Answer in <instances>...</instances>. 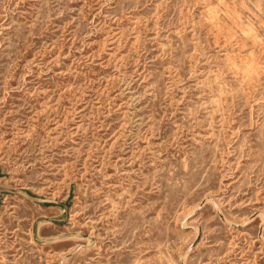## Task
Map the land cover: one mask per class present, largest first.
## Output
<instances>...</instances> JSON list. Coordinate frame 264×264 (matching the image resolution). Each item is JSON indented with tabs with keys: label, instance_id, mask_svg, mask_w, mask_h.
Masks as SVG:
<instances>
[{
	"label": "rangeland",
	"instance_id": "374dc122",
	"mask_svg": "<svg viewBox=\"0 0 264 264\" xmlns=\"http://www.w3.org/2000/svg\"><path fill=\"white\" fill-rule=\"evenodd\" d=\"M0 264H264V0H0Z\"/></svg>",
	"mask_w": 264,
	"mask_h": 264
},
{
	"label": "bare ground",
	"instance_id": "6f19581e",
	"mask_svg": "<svg viewBox=\"0 0 264 264\" xmlns=\"http://www.w3.org/2000/svg\"><path fill=\"white\" fill-rule=\"evenodd\" d=\"M223 8V7H222ZM233 10V9H232ZM230 11V10H229ZM220 14V13H219ZM232 14V13H231ZM238 19V18H237ZM216 20V19H215ZM257 63V62H256Z\"/></svg>",
	"mask_w": 264,
	"mask_h": 264
}]
</instances>
